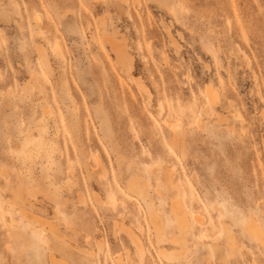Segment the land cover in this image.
Instances as JSON below:
<instances>
[{"label": "rangeland", "instance_id": "rangeland-1", "mask_svg": "<svg viewBox=\"0 0 264 264\" xmlns=\"http://www.w3.org/2000/svg\"><path fill=\"white\" fill-rule=\"evenodd\" d=\"M245 224L264 0H0V264H264Z\"/></svg>", "mask_w": 264, "mask_h": 264}, {"label": "bare ground", "instance_id": "bare-ground-1", "mask_svg": "<svg viewBox=\"0 0 264 264\" xmlns=\"http://www.w3.org/2000/svg\"><path fill=\"white\" fill-rule=\"evenodd\" d=\"M125 50V49H124ZM143 91V90H142ZM206 92H208V98H209V100H211L212 99V96H213V94L211 93V89L210 88H206ZM200 117V116H199ZM196 120H198V117H197V119ZM200 121V120H199ZM169 173V172H168ZM136 179H138V178H136ZM139 179H138V181H136L135 179H132L131 181H130V183H129V188L131 189V190H134L135 192H138V194L140 195V194H142V195H144L143 193H144V186H146L144 183H142V184H140L139 183ZM145 182H146V180H145ZM173 184V182H171V185ZM147 187V186H146ZM129 189V190H130ZM146 189V188H145ZM133 192V191H132ZM134 193V192H133ZM137 195V194H136ZM142 195H140V196H142ZM177 200V199H176ZM113 201V200H112ZM179 201V200H178ZM179 203H182V202H179ZM175 205H176V203H175ZM179 205V204H178ZM181 206H182V204H180ZM180 207V206H179ZM183 208H185V206H182ZM185 210V209H184ZM173 212H174V209L172 210ZM25 212V211H24ZM172 213V212H171ZM174 216H175V218H176V221H177V223H178V226L180 227L179 229H180V231L181 232H183V231H186L189 227H191V225H190V223H189V221L187 220L188 218V216H187V213L185 212V211H181V209H180V212H179V214L178 213H176V211H175V214H174ZM153 222H155V221H153ZM158 222V221H157ZM249 223V222H248ZM154 225V230H155V234H156V239L158 238V240H161L162 239V237H163V232H162V229H161V227L159 226V224L158 223H154L153 224ZM222 227H223V229H224V233H228L227 231H228V229L225 227V224L224 225H222ZM190 229V228H189ZM245 230L249 233V235L250 236H252L255 240L257 239H259V240H261V243L264 245V239L262 240V236L260 237L259 236V234H260V231L257 229V227L255 226V225H248V224H245ZM126 231V230H125ZM182 234V233H181ZM262 234V233H261ZM264 235V234H263ZM181 237H182V235H181ZM136 238H138V237H136ZM136 238H134L135 240H137ZM261 238V239H260ZM264 238V237H263ZM165 238H163V240H164ZM180 239V238H179ZM179 239L177 240L176 239V242L175 241H173V242H175L176 243V245H177V242H178V244L179 243H181V241L183 242V240L181 239V241H179ZM157 240V241H158ZM175 240V239H174ZM229 240V239H228ZM138 241V240H137ZM162 241V240H161ZM160 241V242H161ZM230 241H232L233 242V240L232 239H230ZM232 242H228V244L229 243H231L232 244ZM231 244H229L230 245V251H231V247H233L234 245H232L231 246ZM135 246H136V244H134ZM184 246V245H183ZM182 248H184V247H182ZM186 248V247H185ZM164 250V249H163ZM162 250V251H163ZM161 251V250H160ZM141 252V251H140ZM163 253H164V255L165 256H168L167 257V259L169 258V257H174V258H176V257H178V256H180V255H182L183 253H185V251L184 250H179V251H172V252H165V251H163ZM184 255V254H183ZM184 257V256H183ZM143 258V257H142ZM173 258V259H174ZM122 260V259H121ZM142 260V259H141ZM119 264H124V262H119Z\"/></svg>", "mask_w": 264, "mask_h": 264}]
</instances>
